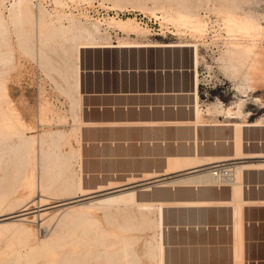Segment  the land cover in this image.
<instances>
[{"label": "rangeland", "instance_id": "obj_1", "mask_svg": "<svg viewBox=\"0 0 264 264\" xmlns=\"http://www.w3.org/2000/svg\"><path fill=\"white\" fill-rule=\"evenodd\" d=\"M13 2L15 4V0H0V19H2L0 31L3 32H0V38L3 40L0 42L3 43L0 44V94H2L0 110L11 109L13 119L17 120L14 121L16 127L11 130L12 137L9 143L18 144L19 141L23 142L22 136H25L24 138L31 136L34 138L32 141L34 145L32 142L25 143L29 146V151L22 152L23 150L17 149L16 153L9 154L13 160L12 163L10 161L11 165L6 174L0 169V214L18 211L25 202L36 199L39 192L48 195L47 197L51 196L50 204H55L62 201L59 200V196L72 190L78 180L82 181L75 177L72 158L69 157L73 156L70 139L75 134L71 133L72 129L66 130L70 128L71 119L73 120L72 99L66 92L69 88L68 84L72 81L73 72V67H70L73 66L72 60L69 57L72 56L79 42L193 45L178 52L177 59L181 64H191L192 50L197 49L198 61L195 64V74L200 83V93L196 98L195 106L200 108L199 115H201V120L198 121L205 122L203 118L207 114L209 121L229 124L208 130V138L223 140L226 142H223V145L229 146L233 132L236 131L240 134L242 146L248 151L251 148L264 151V83H257L253 87V83L251 86L248 82L247 59L234 52L249 43V39L241 30L231 29L227 22L230 15L236 18L252 16L261 27L255 41V51L262 50L264 0H84V5L79 6V11L85 13L82 18L79 17L82 12L79 11L76 15L68 11L65 13L70 14L66 15L63 9L50 13L46 8H52L49 5L36 7L30 0V16L26 20L23 19L24 21L21 20L24 24L18 22V25L13 22L14 14L11 16V12L14 11ZM185 10L190 18L195 17L194 19L202 24V31L196 32L187 24L177 21L179 11L185 12ZM86 14L89 17L94 16L95 20L90 21ZM41 20L45 22L47 20L49 26L44 29L38 28ZM50 20L54 23L49 24ZM51 30L54 35H51ZM66 108L70 110H65ZM226 108L230 112L238 111L228 115L223 111ZM233 122L242 126L230 125ZM251 122L256 125L243 126ZM59 129L70 133L69 140L62 144L60 149L53 144L49 135ZM38 137L43 138V144H40ZM67 145L70 148L65 153ZM54 152H58L57 158L62 159L57 161L58 167L51 170V174H45L41 165L49 155H54ZM24 153L29 161L21 169L18 163ZM260 155H264V152H260ZM6 159L7 157L4 156L2 161ZM255 159L259 160L256 162L264 163V157ZM232 162L237 164L238 161L232 160ZM2 166L4 167V164ZM30 173H34L32 175L36 177L32 183ZM42 177L49 182L50 191L46 187L47 191L42 192L41 187L36 186L37 181L40 182ZM62 188L66 191L63 192ZM5 191L7 192L4 193ZM68 205L70 203L47 208L49 212L44 214L42 219L32 220L33 213L28 214L29 218L21 222L27 233L19 232L17 228L19 223L16 224V221L0 222V237L5 239L0 241V264H8V262L10 264L14 252L21 255L24 264L159 263V246L163 240L157 242L160 238L158 234L160 230L155 225L151 211H145L136 205L120 208L110 206L105 209L94 207L89 210L90 218L93 219L77 221L74 226L66 223L53 236L52 231L60 215V211H54ZM36 208V203L29 205V210ZM1 223L6 224L8 229L5 225L1 226ZM129 237H134L130 238L131 241L133 239L132 243L127 241ZM6 240L9 243L5 246ZM120 242L121 245L128 244V248L126 247L125 250L122 246L119 248L117 243L120 245ZM115 247L118 250H115ZM154 254H157V258L155 256L153 258ZM164 261L170 264V260Z\"/></svg>", "mask_w": 264, "mask_h": 264}, {"label": "crops", "instance_id": "obj_2", "mask_svg": "<svg viewBox=\"0 0 264 264\" xmlns=\"http://www.w3.org/2000/svg\"><path fill=\"white\" fill-rule=\"evenodd\" d=\"M186 47L76 45L75 111L66 129L75 134L72 170L89 194L134 193L151 204L143 210L163 227L170 264H264V163L255 159L264 151H248L236 131L229 146L208 138V130L229 124L207 114L198 121L194 49L191 64L177 59ZM223 159L238 161V188L216 185L201 171Z\"/></svg>", "mask_w": 264, "mask_h": 264}, {"label": "bare ground", "instance_id": "obj_3", "mask_svg": "<svg viewBox=\"0 0 264 264\" xmlns=\"http://www.w3.org/2000/svg\"><path fill=\"white\" fill-rule=\"evenodd\" d=\"M29 3L31 4L30 0H15V4L13 2V5H14V11L11 12V16H13L14 14V19L15 21L13 22H16V24L19 22H21V20L25 19L26 18H29L30 16V7H29ZM13 5H12V8H13ZM38 6H41V5H38ZM184 6V5H183ZM184 8V7H183ZM186 9V8H184ZM192 10V9H191ZM188 11V10H187ZM57 12V11H56ZM180 12V13H179ZM178 13V17H177V21L178 22H181L183 24H187L190 28H192L194 31L196 32H200L202 31V24L197 20V19H194L193 17L190 18L189 14L184 11H179ZM189 12V11H188ZM191 13V12H190ZM56 14H59V13H56ZM64 14L68 15L70 13H65ZM34 15V14H33ZM32 15V16H33ZM37 15V14H36ZM44 15V14H43ZM194 15V14H193ZM192 15V16H193ZM42 16V15H41ZM40 16V17H41ZM13 18V17H12ZM34 18V17H33ZM38 18V17H37ZM36 18V19H37ZM42 18V17H41ZM58 19V18H57ZM24 21V20H23ZM56 21V20H55ZM27 22V21H26ZM46 22L48 23V21L46 20ZM45 22V20H41L37 25L38 28L40 29H44L45 27H48L49 25H47V23ZM229 26L232 28H235L236 30H241L242 34H244V36H246V38L249 39V43H247L245 46H242V48L240 47L239 50L235 51L234 54H237L238 56H241L243 58H246L247 59V68H248V71H247V78H248V82L251 84L252 86V83H253V87H255V85H257V83H261L263 84L264 83V52H263V48L262 47V50H258L257 52L255 51V46H256V39L258 38V35H259V30H261V27L260 25L258 24V21L255 20L252 16H249L247 15L246 17H240V18H236V17H233V16H229L228 20H227ZM23 23V22H21ZM30 23V22H28ZM33 23H34V19H33ZM54 23V21L50 20L49 24H52ZM24 24V23H23ZM22 24V25H23ZM18 25V24H17ZM2 26V19H0V28ZM21 26V24H20ZM36 26V25H35ZM52 26V25H51ZM4 27V26H3ZM18 27V26H17ZM35 28V27H34ZM37 28V29H38ZM54 29V27L52 28ZM262 29H264L262 27ZM36 30V28H35ZM34 30V31H35ZM38 31V30H37ZM53 30H51L52 32ZM55 31V30H54ZM1 33H3L2 31H0ZM37 34V33H36ZM53 34V32L51 33V35ZM50 35V36H51ZM54 35V34H53ZM44 36V35H43ZM4 37V36H3ZM47 37V35H46ZM46 39V38H45ZM47 40V39H46ZM0 42H3L2 38H0ZM87 43H94V42H79L77 43V47H81L83 44H87ZM0 44H3V43H0ZM171 46H180V45H183V46H193L191 44H183V43H169ZM197 49L195 48V50H193V55H194V60H195V64H197V61H198V55H197ZM7 53V52H6ZM71 54V53H70ZM73 56V55H72ZM70 56L69 58H71L70 60L73 59V57ZM73 61V60H72ZM76 61V60H74ZM73 61V62H74ZM73 62H72V65H73ZM77 63V62H76ZM74 63L73 66H70V67H75V72H73V75L74 73L77 72V64ZM74 71V70H73ZM71 75V74H70ZM74 78V77H73ZM69 85V88L66 90L67 94H69L70 98L72 99V105L75 104V100L73 101V96H74V93H73V83L72 81L68 84ZM1 87V86H0ZM0 96H2V94H0ZM4 103V102H3ZM5 103H8V102H5ZM10 104V103H9ZM2 109V108H1ZM4 109V108H3ZM9 109V108H8ZM11 110V109H10ZM8 111V110H0V169H3L4 173L7 171L8 172V169H9V166L11 165L12 163V157L9 156L10 153H16L17 149H21L23 150L22 152H26V151H29V146H26L25 143H31L33 141V137L31 138H24L22 135L20 134L21 137V140H23V142L19 143L18 144H10L9 141H10V138L12 137V135L10 134L11 133V130L14 128L15 126V122L14 121H17L15 119H13V114L11 113V111ZM13 111V110H12ZM73 112L75 110H72ZM225 112V114H228V115H231V114H235L236 111L238 110H235V111H231L230 110H223ZM72 112V113H73ZM197 114H199L197 112ZM241 114V113H240ZM15 115V114H14ZM238 115V114H237ZM233 116V115H232ZM236 116V115H235ZM77 117V115L75 116V118ZM20 122V121H19ZM17 123V122H16ZM18 124V123H17ZM16 124V125H17ZM248 124H255V123H248ZM260 124V123H259ZM256 125V124H255ZM238 126H242L241 124H238ZM16 127V126H15ZM19 128V126H17ZM20 129V128H19ZM17 130V129H16ZM14 130V132L16 131ZM24 130V129H22ZM25 131V130H24ZM50 133V132H49ZM16 134V133H15ZM11 135V136H10ZM14 135V134H13ZM50 138H51V141L53 142V144L56 146V147H62V144L66 143V141L69 140V137H70V133L68 132H65V131H62L61 129L59 130H54L52 131L50 134ZM43 136V135H42ZM46 137V136H45ZM44 137V138H45ZM20 138V137H19ZM39 138V137H38ZM46 139V138H45ZM36 141V139H35ZM39 142L40 144H43L44 143V140L43 138H39ZM39 142L37 141V143L39 144ZM69 144V143H68ZM32 145L33 142H32ZM43 146V145H42ZM68 146V145H67ZM70 148V147H69ZM32 149V148H31ZM60 149V148H59ZM50 151V150H49ZM70 153V152H69ZM29 154V153H28ZM51 154V153H50ZM58 152H54V155H49L47 157V159H45L43 165H41V169L45 172V174L47 173H50L52 172L51 170H53L54 168H57L58 167V164H57V161L59 162L60 159H62L60 157V159L57 158L58 156ZM70 155V154H69ZM6 156L7 159L5 161H2L3 157ZM26 156L25 153L22 155V158H21V161L20 163H18V166L21 167V169L24 167V164L27 163V160L26 159ZM70 158H72L71 156H69ZM29 159V158H28ZM223 160H227V159H223ZM11 161V163H10ZM219 160H215L213 162H217ZM61 162V161H60ZM65 162V161H63ZM15 163V162H14ZM62 163V162H61ZM60 163V165H61ZM212 163V162H210ZM233 164V171H234V175H235V170L237 171V173H239V170L240 168L237 166L235 168V164L234 162H232ZM4 164V167L2 166ZM67 164V162H66ZM65 164V166H66ZM27 165V164H26ZM63 165V163H62ZM15 166V164H14ZM19 167V168H20ZM63 167V166H62ZM18 168V167H17ZM62 169V168H60ZM17 170V169H16ZM18 171V170H17ZM21 171V170H19ZM60 171V170H59ZM201 171L203 172H206L208 174V172L205 170V169H201ZM22 172V171H21ZM19 172V174L21 173ZM34 172V171H32ZM3 173V174H4ZM6 174V173H5ZM18 174V173H17ZM31 174V173H30ZM34 174V173H32ZM31 174V178H30V181L31 183L35 180L36 177H34L35 175H32ZM51 174V173H50ZM62 174V173H61ZM42 175H44V173H42ZM209 175V174H208ZM40 176V175H39ZM46 177V175H44ZM56 176V175H55ZM59 176V175H58ZM210 176V175H209ZM212 179V177H211ZM56 180V179H55ZM52 181V179H51ZM50 181V182H51ZM213 183L216 184L214 182V180L212 179ZM36 183V182H34ZM76 183V181H75ZM233 184L235 187L234 188H238L237 185H238V181H234ZM72 184V183H71ZM49 182L45 181L43 179V177L40 179V182L37 181V185L38 187H41V191L42 192H46L47 190L50 191V189H48V186H49ZM53 185V184H52ZM51 185V186H52ZM74 185V184H73ZM217 185V184H216ZM28 186H29V183H28ZM64 186V185H63ZM37 187V189H38ZM47 187V190L45 189ZM103 188V187H102ZM102 188H98L99 190H101ZM63 189V188H62ZM68 189V188H67ZM70 189V188H69ZM64 190L66 191V189H63L62 191L64 192ZM7 191H5L4 193H6ZM39 192V191H38ZM39 195L36 197V199H31L30 201L28 200V202H25L21 208L18 210V211H11V212H7V214H3L1 213L0 214V222H5V220H11V221H16V224L17 225V228L19 229V232H21L23 234V232L26 230V228L21 225V222L24 221V220H27L29 218L28 214H30L31 212L33 213L31 216H32V220H35L36 218H39V219H42L41 217L48 213V209L47 208H56L58 206H61V205H66L67 203H70V205H68L67 207L63 208V209H55L54 212L56 211H60V215L58 216V222H57V225L56 227L54 228V230L52 231V235H56L58 231H60V229L62 228V226L66 223H68L69 225H72L74 226L75 222H79L80 220H84V219H89L90 218V215H89V210H91L92 208H96V207H99V208H109L110 206H115V207H122V206H130V205H136V207L140 208V209H150V206L151 204H148V203H141V202H138L136 200V197L134 195V193H126V192H116V193H111L109 195H105V196H101V197H94L96 196L97 194H94V196H90V197H85V198H82V199H77L75 200L77 203H73L75 201H71V202H67V203H61V204H50V197H47L46 195H43L42 193H38ZM47 194V193H46ZM87 195H91L89 194V190L83 188L81 186V183L79 181H77V183L74 185V187L72 188V190H70L69 192H64L63 196H59V200H67V199H71V198H79L80 196H87ZM1 196V195H0ZM91 197H94V198H91ZM55 198V197H54ZM58 199V197H56ZM88 198H91V199H88ZM87 199V200H85ZM79 200H84V201H79ZM0 201H1V198H0ZM24 201V200H23ZM21 202V201H20ZM60 202V201H59ZM33 203H36L37 204V208L35 210H29V205L30 204H33ZM73 203V204H72ZM153 206V205H152ZM17 209V208H16ZM20 211V212H19ZM36 213V214H35ZM55 214V213H54ZM56 216V215H55ZM52 218V216H51ZM87 219V220H88ZM90 219H93V218H90ZM31 221V220H30ZM44 221V220H43ZM18 222V223H17ZM2 224V223H1ZM11 224H14V223H11ZM74 224V225H73ZM5 225V227L7 226L6 224H2L1 226ZM69 225H67V227H69ZM159 227V230H158V234H160V238L157 242H161L163 240V227L160 225H158ZM66 227V226H65ZM8 229V226L6 227ZM63 230V229H62ZM29 231V230H28ZM102 231V229L100 230ZM106 232V231H105ZM16 233V232H15ZM18 233V232H17ZM25 233H27L25 231ZM18 236V235H17ZM16 236V237H17ZM117 238V237H116ZM130 238H134V237H129V240L127 241H131ZM9 239V238H8ZM5 240L4 238L2 239V237H0V241H3ZM115 241V240H114ZM118 240H116L117 242ZM120 241V240H119ZM133 242V239L131 241V243ZM6 243L8 244V240H6L5 242V246H6ZM128 243V242H126ZM130 243V245H132ZM159 244V243H158ZM10 245V244H9ZM118 246H120L119 248H121V246L125 249L128 248V244H122L121 245V242H120V245L119 243H117ZM38 246V245H37ZM117 246V247H118ZM163 243L161 242L160 246H159V257H160V261L158 264H165V261L163 260ZM127 247V248H126ZM130 247V246H129ZM156 248V247H155ZM118 250V248L115 247V250ZM158 249V247H157ZM121 250V249H119ZM127 252V251H125ZM72 254H75V253H72ZM13 257L11 258V262L10 264H24V261L21 259V255L19 253H12ZM11 255V256H12ZM157 255V254H156ZM156 255L154 254L153 255V258L154 256L156 257ZM157 258V257H156ZM16 260V262H15ZM25 260V259H24ZM8 261V260H7ZM6 261V262H7ZM26 261V260H25ZM5 262V261H4ZM5 262V263H6ZM133 263V262H131ZM2 264V263H1ZM9 264V262H8ZM128 264V263H127ZM130 264V263H129Z\"/></svg>", "mask_w": 264, "mask_h": 264}, {"label": "built area", "instance_id": "obj_4", "mask_svg": "<svg viewBox=\"0 0 264 264\" xmlns=\"http://www.w3.org/2000/svg\"><path fill=\"white\" fill-rule=\"evenodd\" d=\"M32 2L34 5H36V7H40L38 5L44 7L49 5L52 8H46L50 10V13H54L58 9H63L64 12L68 11L73 13L74 15L79 14V6L84 5V0H32ZM79 12H82L79 16L80 18H82V15H84L85 13L83 14V11ZM88 17L89 16L87 15V18ZM88 19L90 21L95 20L94 16H91ZM232 164V160H219L217 162H212L205 166H202V169H205L208 172L210 177H212L217 185H230L235 181Z\"/></svg>", "mask_w": 264, "mask_h": 264}, {"label": "water", "instance_id": "obj_5", "mask_svg": "<svg viewBox=\"0 0 264 264\" xmlns=\"http://www.w3.org/2000/svg\"><path fill=\"white\" fill-rule=\"evenodd\" d=\"M90 196H94V194H91V195H87V196H80L79 198H71V199H68V200H64V201H58L56 204H61V203H67V202H71V201H75L77 199H82V198H85V197H90Z\"/></svg>", "mask_w": 264, "mask_h": 264}]
</instances>
